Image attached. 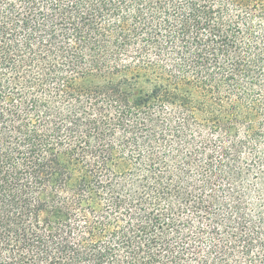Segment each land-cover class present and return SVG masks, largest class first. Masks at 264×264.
<instances>
[{
  "label": "trees",
  "instance_id": "trees-1",
  "mask_svg": "<svg viewBox=\"0 0 264 264\" xmlns=\"http://www.w3.org/2000/svg\"><path fill=\"white\" fill-rule=\"evenodd\" d=\"M0 264H264V0H0Z\"/></svg>",
  "mask_w": 264,
  "mask_h": 264
}]
</instances>
